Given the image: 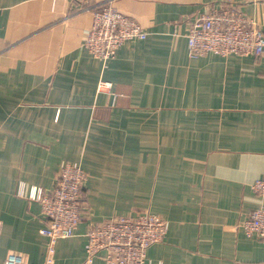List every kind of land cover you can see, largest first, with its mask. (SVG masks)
<instances>
[{
  "label": "crops",
  "instance_id": "crops-1",
  "mask_svg": "<svg viewBox=\"0 0 264 264\" xmlns=\"http://www.w3.org/2000/svg\"><path fill=\"white\" fill-rule=\"evenodd\" d=\"M98 1L147 32L106 63L84 47L91 11L0 0V262H46L42 206L17 191L52 190L69 162L88 211L57 264L84 263L91 223L143 212L169 222L148 264H262L242 225L264 204V56H190L191 21L221 0ZM235 1L264 32V1Z\"/></svg>",
  "mask_w": 264,
  "mask_h": 264
},
{
  "label": "built area",
  "instance_id": "built-area-1",
  "mask_svg": "<svg viewBox=\"0 0 264 264\" xmlns=\"http://www.w3.org/2000/svg\"><path fill=\"white\" fill-rule=\"evenodd\" d=\"M69 1L75 7L92 12L84 47L104 63L113 59L125 43L147 37V32L134 18L113 4L102 5L98 0ZM241 4L240 1L221 0L216 7L209 6L191 21L186 37L192 58L208 54L264 56V32L254 19L241 11ZM103 86L111 85L103 83ZM86 180L84 169L77 163L68 162L58 172L55 187L50 191L36 186L26 191L24 183L19 186L17 193L20 196L36 200L42 206L46 222L42 234L49 239L44 264H57L54 253L58 240L75 236L85 218L88 211L83 194ZM253 188L264 198V176L254 182ZM242 226L249 238L264 241V204L255 209ZM168 230L169 222L165 218L149 212L135 216L118 215L91 223L87 233V257L83 264H94L100 255L107 264H148L149 249L163 242ZM0 264L31 263L21 253L12 252Z\"/></svg>",
  "mask_w": 264,
  "mask_h": 264
}]
</instances>
